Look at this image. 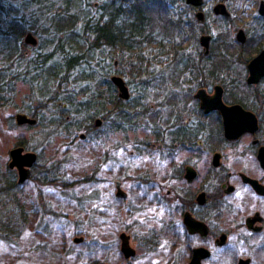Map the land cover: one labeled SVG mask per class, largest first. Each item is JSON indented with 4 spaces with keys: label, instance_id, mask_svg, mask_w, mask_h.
Returning a JSON list of instances; mask_svg holds the SVG:
<instances>
[{
    "label": "rangeland",
    "instance_id": "rangeland-1",
    "mask_svg": "<svg viewBox=\"0 0 264 264\" xmlns=\"http://www.w3.org/2000/svg\"><path fill=\"white\" fill-rule=\"evenodd\" d=\"M7 1L3 2L6 8H18L14 15H17V19L23 17L25 32L20 39L14 38L7 42L1 30L6 28L9 19L8 16L1 17L0 69L7 66L4 77L7 79L13 76L14 79L8 86L11 87L10 99L4 107L0 105V178L6 173L17 182L18 170L8 166L10 150L24 146L26 150L37 153L38 165L33 168L36 173L34 175H41L40 180L44 183H36L32 177L17 185L13 194L8 190L1 192L0 188V264H126L120 252L122 232L131 237L130 244L137 250L136 257L128 264H143V259L159 258L153 253L143 255V231L160 225L167 218L143 217V196L136 190V186L126 185L129 195L122 200L115 198V187L110 182L125 176L143 177V154H140L141 157H137V154L130 157L129 153L136 150L137 144H143V117L140 118L143 111L139 112L140 120L133 117L135 120L129 124L108 117L100 126L94 124V119L103 111L94 107L97 105L96 98H100L98 87L105 96L106 89L112 91L102 81L119 69L113 67L114 59L118 58L111 56L106 48L102 53L89 52L92 61H80L74 71L66 73V82L59 86L66 72V61L57 46L60 40L65 43L67 36L59 31L52 32L51 25L55 26L57 22L59 25L64 20L61 17L57 20L48 13L46 15L43 8L40 11L36 4L21 9L22 0ZM61 1L64 0H52V3L60 5ZM259 1L241 0L235 9L230 8L239 19L236 23L250 24L252 34L256 33L254 30L260 22L257 18ZM83 2L87 3L86 9L81 8L84 13L96 14L93 9L97 5L96 0ZM50 4L47 1V6ZM170 8L171 17H189L190 9L185 0H174ZM184 17L176 30H166L170 36H165L163 29H160L162 22L152 21L153 28H158L155 30V45L135 53L143 55V52H154L155 55V52L164 50L158 48L159 42L175 41L179 45L181 37L186 36L182 47L193 48L196 32L188 28ZM192 22L196 23L194 20ZM213 22L214 16H211L209 23ZM28 32H32L38 39L37 46L25 43L24 37ZM153 55L147 54L148 57ZM118 56L120 58L121 55ZM54 71L58 73L49 74ZM130 89L132 99L129 106L136 99L143 103V97H158L156 84L132 83ZM62 99H70L74 104L65 113L67 123L58 126L54 120H58L56 110L61 106L54 104L61 105ZM34 112L38 113L34 117L37 119L36 125L16 124L17 113L33 117ZM89 118H92L91 124ZM51 119L54 123L50 122ZM78 121H83L80 122L81 129H76ZM122 125L123 128H118ZM80 133L86 137L81 139ZM20 140L25 144L20 145ZM113 145L125 146L127 152L117 150L115 170L109 173V163L105 158L109 154V147ZM40 167L49 170L46 177ZM49 175L66 184L49 183L48 180L52 179ZM3 204L6 206L3 207ZM237 222L240 219L228 212L222 218L221 225L231 227ZM75 237H84V240L75 242ZM234 245L232 242L226 248V264H235L234 256L241 252ZM248 257L252 258V264H264V249L252 247Z\"/></svg>",
    "mask_w": 264,
    "mask_h": 264
},
{
    "label": "flooded vegetation",
    "instance_id": "flooded-vegetation-1",
    "mask_svg": "<svg viewBox=\"0 0 264 264\" xmlns=\"http://www.w3.org/2000/svg\"><path fill=\"white\" fill-rule=\"evenodd\" d=\"M240 2L203 0L195 5L185 0L191 20L196 22L190 28L198 34L192 38L195 46L185 49L177 44L176 49L160 50L155 55L143 52V65L134 66L135 71L118 69L110 76L112 83V76L122 77L130 92L132 83L138 82L158 88V97H143V144L129 152L130 157L143 154V177L110 180L115 198L122 200L129 195L125 186H136L143 196V217L167 218L143 231V255L159 256L143 259V264H190L197 249L207 255L201 264H226L225 251L232 242L241 251L234 256L235 264L241 259H250L248 264H252L248 251L252 247L264 249V166L260 157L264 148V76L256 83L249 82V64L264 51V15L259 13L264 0L259 1L260 22L253 34L250 24L236 23L239 19L230 9ZM220 3L231 17L215 13ZM200 12L204 22L197 18ZM240 30L245 33V42L237 38ZM202 37H209L207 46ZM126 62L114 59L113 67ZM219 103L240 105L252 112L258 129L246 130L236 139L227 138L223 114L213 107ZM107 112L108 119L115 121L113 102ZM96 119L101 120L100 125L106 120L99 115L94 124ZM118 145L110 146L105 158L109 173L115 170L117 150L127 152L125 146ZM37 165L36 161L31 167L29 179L39 177L34 175ZM228 212L240 222L231 227L221 225ZM254 217L253 222L250 219ZM186 218L194 221L192 227ZM134 249L135 256L127 261L120 248L124 263L136 257Z\"/></svg>",
    "mask_w": 264,
    "mask_h": 264
},
{
    "label": "trees",
    "instance_id": "trees-1",
    "mask_svg": "<svg viewBox=\"0 0 264 264\" xmlns=\"http://www.w3.org/2000/svg\"><path fill=\"white\" fill-rule=\"evenodd\" d=\"M47 1L51 3L48 6ZM169 1L170 3L174 2V0ZM169 1L96 0L97 5L93 6V9L96 12V14L94 15L86 14L83 12V10H81L82 7L86 9L85 6L87 5V3L83 2V0H64L61 1L60 5L53 4L52 0H22L23 4L20 5V8L25 9L29 5L36 4L39 6L40 11L43 8L46 15L48 13L50 14V16H53L57 20L60 19V17L64 20L63 23H60L59 25L58 22L55 26L51 25L52 32L59 31L62 35L67 36V41L65 43H62V41L60 40V43L57 46L63 55V60L66 61V68H64L66 72L63 75L62 79H60L61 83L58 84L59 86H62L67 80L66 73L70 74V72L74 71L80 61H84L87 63H90L92 61L93 58L92 55H88L89 52H101L102 50L105 51L106 48V51L111 53V56L115 58H119L118 55H121L120 59L122 61H127L126 63H122V65L119 67V70L122 69L123 71L127 70L129 72H133L135 71L133 70L134 66L143 65V55L135 53V51L146 49L147 47L155 45V30L158 28H153L152 21H159L160 23H163V26L159 28L161 30L163 29L162 31L165 33V36H170L168 31H166L168 28H173L174 30H176L179 24L183 21L182 17L184 16H179L177 18H175L176 16L171 17V8ZM3 2L8 1L0 0V19L4 16H8L9 19V22L7 20L6 28L4 30H1L3 38L7 42L13 41L14 38L20 39L23 33L25 32V27L22 23L23 17L17 19V15L15 16L14 12L16 13L18 8H15L14 6L6 8L7 5H4ZM42 3L45 5H42ZM158 9H161V11H159ZM184 19L187 23L188 28L191 27L193 23L191 20V16H185ZM185 38H187V36L181 37V45L183 44ZM159 44L160 45L158 48L164 50L177 48V43H175V41H173L172 43L159 42ZM180 44L178 45V47L180 46ZM124 51H129L130 53L123 55L121 52ZM87 55L89 56V58H87ZM137 60L139 61L137 62ZM98 66L101 67L100 64H98ZM6 69L7 66H4L0 69V105L3 107L5 106V103L10 99L9 93L11 87L8 86L12 84V81L14 79L13 76H10L7 79L4 77L5 75L3 74ZM59 72L61 73L60 70ZM57 73L58 72L54 71L50 72L49 74L56 75ZM108 76L102 81V83H104V86L108 85V87H111L112 91L106 89L107 92L105 91V96L102 94L103 90L98 87V96L100 98L97 97V102L95 103V100L93 102L97 105H94L92 103L91 104L94 105V107L103 110L100 115L104 116L105 119H107V117L109 116L108 112H104L108 109L109 106L111 107V102H113L115 107L114 114L116 115V120L123 121V123L129 124L130 122H132L133 117L136 118L139 115V112L143 111V103L136 99L134 104H132L133 106H129L132 97L130 98V101H123L116 93L117 88L113 85ZM46 103L44 104L46 105ZM60 103L61 105L54 104L57 106H61L56 110L58 120L55 119V123L52 119L50 121L58 126H60V123H67V118L64 117L65 113L67 112L69 107L74 104V102L70 99H62ZM64 104L67 105L66 108L64 107ZM134 109L136 113L134 112ZM32 116L37 117L38 113L34 112ZM9 119L12 121V117H10ZM91 121L92 118H89L88 122L90 124ZM80 122L83 123V121H78L75 124L76 129H81L82 126ZM118 128H123V125L118 126ZM19 144L23 145L25 143L20 140ZM40 168L44 170L46 167ZM48 172L49 170H44V177H46V173ZM5 174H3L0 178L1 192H6L5 190H8L11 191V194H13V189L16 188L19 184L15 181L14 178L11 179L8 174ZM40 177L41 175H39V177L34 178L36 183H44V181L40 180ZM50 177L52 179L48 180L49 183L57 182L59 184L61 183L62 185L66 184L65 182H61L60 179H56V177L54 176ZM4 206L6 205L3 204V207ZM19 206L22 208L21 205Z\"/></svg>",
    "mask_w": 264,
    "mask_h": 264
},
{
    "label": "water",
    "instance_id": "water-1",
    "mask_svg": "<svg viewBox=\"0 0 264 264\" xmlns=\"http://www.w3.org/2000/svg\"><path fill=\"white\" fill-rule=\"evenodd\" d=\"M187 3L200 5L202 4L203 0H186ZM215 13L222 14L227 17H231L230 11L227 9L225 4L220 3L217 4L214 8ZM259 13L264 15V2H261L259 7ZM197 18L199 21L204 22V15L203 13H198ZM209 37H202V43L207 46ZM238 40L245 42L246 36L243 30H240L237 35ZM24 41L27 44L32 46H37L38 39L32 32H28L25 37ZM250 69V83H256L260 80L262 76H264V51L261 52L256 58H254L251 63L249 64ZM112 81L116 85L118 89V96L123 100H128L131 97V92L128 86L125 83V80L117 75L112 76ZM215 108L220 109L221 113L224 117V126H225V134L226 137L229 139H236L238 138L244 131L246 130H257L258 129V122L256 116L250 112L246 111L240 105L235 106H226L223 103H219L218 105L213 106ZM15 122L17 125H29L34 126L37 124V119L34 117L29 116L26 113H17L15 115ZM96 125L99 126L101 123L100 119H96ZM85 135L81 133V137L83 138ZM37 153L26 150L24 146H17L10 150V168H16L18 170V180L17 183L19 185L23 184L27 181L30 177L31 167L37 161ZM260 157L262 164L264 166V148L260 150ZM255 187L260 189L261 186L257 184L258 182L253 180ZM189 227L193 226V220L190 218H186ZM251 221H255L256 218H251ZM192 221V222H191ZM222 238H225L223 235ZM84 237H75V242H82ZM120 241H121V251L123 252L127 261L130 260L131 257L135 256L136 251L130 244V236L122 232L120 234ZM204 251L202 249L195 250V255L190 262V264H201V258L207 255H201L200 253ZM250 259H241L239 264H248Z\"/></svg>",
    "mask_w": 264,
    "mask_h": 264
}]
</instances>
